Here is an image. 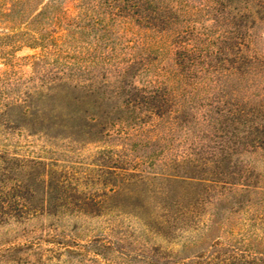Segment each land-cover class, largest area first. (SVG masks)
I'll use <instances>...</instances> for the list:
<instances>
[{
    "label": "trees",
    "instance_id": "16d2710c",
    "mask_svg": "<svg viewBox=\"0 0 264 264\" xmlns=\"http://www.w3.org/2000/svg\"><path fill=\"white\" fill-rule=\"evenodd\" d=\"M254 1L242 10L233 0H0V227L41 215L112 219L124 204L142 207L145 191L164 212L132 215L157 235L222 227L201 209L229 200L228 211L254 214L249 225L264 231V69L246 39ZM251 85L263 90L259 100L246 98ZM69 86L118 99L87 137L67 124L39 130L44 148L97 144L87 170L35 155L26 123L17 131L8 116ZM254 236L218 234L190 255L172 250L151 264H264ZM4 244L0 252L12 254L21 245Z\"/></svg>",
    "mask_w": 264,
    "mask_h": 264
},
{
    "label": "rangeland",
    "instance_id": "374dc122",
    "mask_svg": "<svg viewBox=\"0 0 264 264\" xmlns=\"http://www.w3.org/2000/svg\"><path fill=\"white\" fill-rule=\"evenodd\" d=\"M204 1L188 0V3L200 6ZM261 2L264 0H256L251 4L252 10L259 11L249 18L250 37L247 36L246 39L251 52L262 59L258 68L264 69V10L258 8ZM233 6L242 10L246 8L244 0H233ZM101 11L103 18V6ZM252 20H255L253 24H251ZM203 21L208 25L213 24V20L208 18ZM130 34L131 32L127 35ZM31 52L29 49H23L18 54ZM2 68L0 60V69ZM254 86H249L245 96L246 98L250 96L256 101L260 99L263 90ZM117 105L118 99L103 100L90 95L83 88L69 86L51 95L35 98L29 108L11 107L8 116L17 124V131L19 127H23L20 124L26 123L22 134L35 142L36 147L32 149L35 155L57 158L58 164H66L63 160L69 159L77 169L87 170L94 162L97 144L75 142L70 145L69 152L60 145L62 143L53 148H44L41 145L46 138L41 136L39 130L41 126L48 125L51 126V133L54 134L57 132L54 127L67 124L74 128L76 134L87 137V134L93 133L91 129L96 128L99 116L102 117L103 112L116 110ZM31 111L44 115L45 120L41 116V119L34 123L29 115ZM27 122L30 124L27 125ZM175 144L179 145L177 148L184 145L178 141H175ZM141 197L142 207L124 204L121 211H128L130 214L116 212L112 219L103 215H41L30 222L1 226L0 245H3V249L8 247L4 244L7 241L16 240L21 245L15 254L9 250L1 251L0 264H151L155 258H167L172 250L179 251L182 256L190 255L195 250L207 246L218 234L224 239L228 238L232 241L249 239L250 242H253L254 235L258 234L256 238L259 239L255 241H260L264 245L263 227L260 226L259 231L249 225L253 222L254 214L239 211L238 206L228 211L234 206L232 200L221 201L215 207L207 205L201 209L205 221L214 218L224 222L222 227L217 224L213 225L212 230H207L204 224L200 223L199 229L192 226L177 228V233L169 238L153 233L132 215L134 210L139 209L143 212L144 218L148 219L150 215L155 217L164 212L162 207L147 198L145 191L141 192Z\"/></svg>",
    "mask_w": 264,
    "mask_h": 264
}]
</instances>
